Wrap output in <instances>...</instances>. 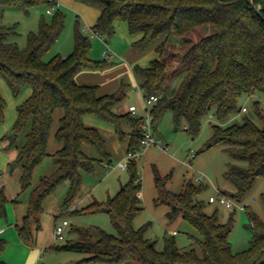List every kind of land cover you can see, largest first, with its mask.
<instances>
[{
    "label": "trees",
    "instance_id": "obj_1",
    "mask_svg": "<svg viewBox=\"0 0 264 264\" xmlns=\"http://www.w3.org/2000/svg\"><path fill=\"white\" fill-rule=\"evenodd\" d=\"M98 6L100 15L91 31L109 42L115 34L116 22L127 24L132 35L142 37L133 43L140 50L154 47L158 58L148 67L135 66L142 79L145 97L157 95L151 107L152 127L170 110L174 121L186 120L187 131L197 136L206 115L214 110L217 120L225 122L239 115V99L243 94L264 96V0H253L260 7L258 15L250 0H78ZM34 6H55L52 0H0V16L8 8H21L26 13ZM49 14V13H48ZM53 19H40L37 32L28 34L27 45L20 48L8 41L18 33V25H0V82L4 80L14 96L31 89L30 96L18 106L17 120L12 133L5 135L4 150L11 156L8 166H21L23 190L33 187L28 213L16 226L25 243H34L36 233L30 226L31 217L37 220L43 202L64 181L70 183V201L83 180V172H93L96 161L111 165L112 154L99 129L87 126L85 116H93L114 126L120 140L129 136L127 154L141 148L143 119L131 112L115 111L126 96L127 85L119 90L98 94L97 85L79 84L76 75L82 70H104L109 59L91 56L92 41L85 35L77 20L74 28V49L68 56L55 55L44 60L65 28V14L55 7ZM184 75L174 95L158 92L162 84L169 87L179 75ZM63 110L56 132L62 147L52 157L55 171L42 176L33 186V174L48 156V142L57 110ZM6 101L0 88V125L5 122ZM256 114L264 123V112ZM213 134L206 148L223 145L233 159L247 167L229 164L225 177L236 185V192L227 194L238 202L252 189L256 180L264 176V128L245 116L240 124L212 125ZM23 135V137H22ZM86 148L93 149L92 157ZM129 180L120 186L114 197L94 200L76 208L71 214L107 213L118 235L98 226L76 228L75 239L54 244L55 250L82 252L79 264H264V222L245 205L250 227L254 229L250 246L241 253L232 249L229 234L231 223H221L217 213L204 211V202L197 200L203 186L187 182L179 194L167 189L170 174L161 177L155 169L158 190L156 205L165 204L170 221L182 216L199 233L195 247L182 250L174 236L165 237L163 250L146 236L150 224L134 227L141 214L142 180L137 160L128 158ZM264 202V193L262 194ZM8 199L0 191V217H7ZM6 242L0 239V253ZM131 255L133 261H125ZM0 264H4L0 261Z\"/></svg>",
    "mask_w": 264,
    "mask_h": 264
},
{
    "label": "rangeland",
    "instance_id": "obj_2",
    "mask_svg": "<svg viewBox=\"0 0 264 264\" xmlns=\"http://www.w3.org/2000/svg\"><path fill=\"white\" fill-rule=\"evenodd\" d=\"M74 1L100 10L98 6L83 1ZM60 11L65 14V28L55 45L44 56L45 61H49L57 54L62 56L71 54L74 49V28L77 20H79L81 31L84 33V17L79 9L69 4L62 6ZM42 17L48 22L53 19V14L47 13L46 6H34L28 13L21 8H8L5 10L3 16H0V25L11 26L17 24L19 34L15 37H9L7 40L9 42H16L20 48H25L28 34L38 31L39 22ZM85 35L90 36L92 41V58L103 59V44L93 39L89 31H86ZM109 43L111 44L110 40ZM183 76V74H180L176 77L169 87H165L164 84L160 85L158 92H166L171 96L176 94ZM123 82L127 86L130 84V88H127L126 96L122 101L125 100L127 104L136 105L138 108L137 114H145L146 110L143 101L145 95L141 87L135 86L133 81L124 80ZM0 86L2 96L6 101V118L5 122L0 125V144L3 142L5 144L8 139L5 140L3 137L12 133L18 116L17 108L28 98L27 90L29 88L24 90L19 96H14L7 82L1 80ZM239 106L240 108L246 107L247 111H241L239 115L225 122L217 120L214 115V110H212L204 117L199 133L195 137L187 131L185 119H182L179 124L175 123L174 115L170 110L165 111L161 119L157 122L154 133L159 142L143 149L140 158L137 160L138 174L142 180L141 206L143 210L134 220V227L140 228L145 224H150L146 236L155 243L158 250H163L165 237L171 236H174L178 246L182 250L194 248L196 246L194 238L199 237V233L182 216L170 221L167 216L169 207L165 204H155V199L158 198V190L155 185V169H157L159 175L163 178L169 174L171 175L166 183V187L175 194L182 192L187 182L195 186L202 185L203 190L197 195L196 199L204 202V211L208 214H214L216 212L219 222L225 224L231 223L232 229L229 234V241L231 242L233 251L241 253L249 248L255 231L250 227L248 213L240 208H231L221 205L219 202L209 201L211 196L217 198L221 193L233 194L236 192V185L225 177V172L229 164H238L247 167L246 163L233 159L223 145L218 144L206 148V143L213 134L212 125L229 126L232 124H240L243 122L245 116H248L259 127L264 128V123L256 114L257 107L260 111L264 112L263 95L258 93L253 95L243 94L239 99ZM116 112L119 113L118 111ZM88 153L92 157L98 156L93 149ZM6 155V151L0 147V191L3 189L8 199L6 205L7 217L8 215L11 216L14 214L11 206H8V204L14 206L16 204L19 207L17 210L19 213L22 210L24 212L27 208L25 212L27 215L33 187L27 190L22 189L21 166H17L14 170H11L8 166ZM120 162H128L127 151L121 159H116L112 155L110 167L104 162L96 161V167L93 172H83L82 184L75 196L68 202L70 183L69 181L62 182L43 202V210L38 216L40 222L39 230L37 229V220L31 217L30 226L34 233H36L34 243H25L20 238L15 226H13V230H8L1 236V239L6 242L4 250L0 253L1 262L4 264H16L18 261L17 257L14 258V254L17 251L26 252V249L23 247L25 244L31 247L34 245L43 246L42 244L48 246L50 243L53 245L54 243L60 245L66 243V241L56 242L55 240L53 232L55 225H57V220V223H59L67 219L71 223L67 229V239L76 238V233L74 232L76 228L90 226H98L108 233L118 235V231L113 226L107 213L75 215L71 214V211L76 207L82 208L89 205L91 203L90 193L99 201H105L109 197H114L119 191L121 184L126 183L130 178L129 168H120ZM55 169L56 164L54 159L52 155L48 154L33 174V186L39 183L42 176L51 175ZM13 190L16 191V194L12 196L11 193ZM263 193L264 176H260L257 178L252 189L239 203L247 205L264 222ZM254 198L256 201H253ZM6 218L0 217V219ZM174 231L176 232L175 234L173 233ZM19 241H21V244ZM83 254L82 252L76 251L62 250L56 252L47 250L44 253L43 260L44 264H59L66 255H72L74 257L77 255L83 256ZM261 259H264V252ZM125 261H133V257L129 255ZM250 262L249 260L240 264H250Z\"/></svg>",
    "mask_w": 264,
    "mask_h": 264
},
{
    "label": "crops",
    "instance_id": "obj_3",
    "mask_svg": "<svg viewBox=\"0 0 264 264\" xmlns=\"http://www.w3.org/2000/svg\"><path fill=\"white\" fill-rule=\"evenodd\" d=\"M58 2H59V8L70 4L76 7L77 9H79L83 13L84 33L86 34V31H89L93 39L102 43L103 44L102 58H108L111 60L110 65L104 70H82L78 72L76 75L77 82L79 84H84V85H97L99 95H105L117 91L118 89H120L122 84H124L123 82L124 80L133 81L135 86L140 87L142 83V79L136 74L135 66L137 65L140 67L150 66L151 62L157 59L159 56L155 48L151 47L148 48L147 50H140L139 48L134 47L133 43L138 39H140L142 35L141 34L132 35L128 29L127 24L123 21L116 22V31L114 36L110 40L111 44L109 42H105L97 34L90 31L91 30L90 27L95 24L96 20L100 15V10L87 7L86 5L79 4L78 2L76 3L74 0H58ZM105 50L107 51V55L103 54ZM127 88L128 89L130 88V84H128ZM27 92H28L27 96L29 97L31 94V90L28 89ZM130 106L131 105L127 104V101L124 100L116 107V111H118L121 114L127 113L129 112ZM63 113L64 112L61 109L57 110L55 113L52 130L48 142L49 155H53L56 151H58L62 147V144L56 140L55 135L59 128V121ZM84 122L87 126L95 127L99 129V131L101 132L102 136L105 139L108 150L112 153V155L116 159H121L124 156V154L127 151L129 137L125 140V143H122L114 126L93 116H85ZM0 145H1L0 147H2L4 150V146H5L4 142L1 143ZM86 150L87 152L91 151L90 148H86ZM10 158L11 156L7 153L6 160L8 162ZM20 169L22 172V168ZM15 194L16 191L13 190L11 195L13 196ZM89 197L91 199V202L97 200L96 198H94L92 193L89 194ZM253 201H256V199L254 198ZM8 206H11L14 214H12L11 216L8 215L6 219H0V239L1 236H3L6 233V231L13 230V226L16 227L18 224H21L20 221L22 222L23 217L26 215L25 212L27 208L24 210V212H22L23 211L22 210L20 214L17 211L19 207L16 204L15 206L8 204ZM19 242L21 244V241ZM42 245L43 246L34 245L31 247L26 244L23 245V247L26 249V252L17 251L14 254L15 255L14 258L17 257V261H18L16 264H44L43 256L47 250H52L56 252L62 251L51 248V246L53 245L52 243H50L48 246H45L44 244ZM84 256H85L84 254L83 256L77 255L74 257H72V255H66L59 264H79L78 262ZM86 264H94V263H86Z\"/></svg>",
    "mask_w": 264,
    "mask_h": 264
},
{
    "label": "built area",
    "instance_id": "obj_4",
    "mask_svg": "<svg viewBox=\"0 0 264 264\" xmlns=\"http://www.w3.org/2000/svg\"><path fill=\"white\" fill-rule=\"evenodd\" d=\"M52 1L55 2V6H52V7L47 9V13H49V14L53 13L55 7H59L58 0H52ZM103 54L107 55V51L105 50L103 52ZM157 99H158V96L155 94L150 95L149 97H144L143 101L145 104L146 113L143 115L137 114L138 108L136 105H131L129 107V112H131L136 117L143 119V125H142L143 138H142V142H141V148L139 150H137L135 153L127 154L128 158L131 157L133 159L138 160L141 156V152L143 151V149H146L147 147L154 145V144H157L159 142V140L156 139V136H155V133H154V130L152 127L153 117L151 114V107ZM246 111H247V108L242 107V112H246ZM119 167L122 169H126L127 163L120 162ZM209 201L210 202H219L221 205L231 207V208H240L243 211H245V207H246L245 205H242L237 200L228 196L225 193H221L217 198L214 196H211L209 198ZM70 225H71V223L67 219H64L62 222L57 223V225L55 226V229H54V237H55L56 242L57 241H66L67 229ZM173 233L175 234L176 232H173Z\"/></svg>",
    "mask_w": 264,
    "mask_h": 264
},
{
    "label": "water",
    "instance_id": "obj_5",
    "mask_svg": "<svg viewBox=\"0 0 264 264\" xmlns=\"http://www.w3.org/2000/svg\"><path fill=\"white\" fill-rule=\"evenodd\" d=\"M250 3L253 6V8L255 9V11L257 12V14L262 16L263 14H262V11H261L260 7L255 6L254 3H253V0H250Z\"/></svg>",
    "mask_w": 264,
    "mask_h": 264
}]
</instances>
